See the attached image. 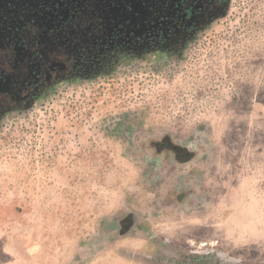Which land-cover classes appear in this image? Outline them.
<instances>
[{
	"label": "rangeland",
	"instance_id": "obj_1",
	"mask_svg": "<svg viewBox=\"0 0 264 264\" xmlns=\"http://www.w3.org/2000/svg\"><path fill=\"white\" fill-rule=\"evenodd\" d=\"M0 264H264V0L5 115Z\"/></svg>",
	"mask_w": 264,
	"mask_h": 264
},
{
	"label": "flooded vegetation",
	"instance_id": "obj_2",
	"mask_svg": "<svg viewBox=\"0 0 264 264\" xmlns=\"http://www.w3.org/2000/svg\"><path fill=\"white\" fill-rule=\"evenodd\" d=\"M230 0H0V122L122 57L174 53Z\"/></svg>",
	"mask_w": 264,
	"mask_h": 264
}]
</instances>
